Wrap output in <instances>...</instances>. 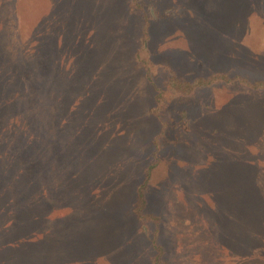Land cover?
Segmentation results:
<instances>
[{
  "label": "rangeland",
  "instance_id": "obj_1",
  "mask_svg": "<svg viewBox=\"0 0 264 264\" xmlns=\"http://www.w3.org/2000/svg\"><path fill=\"white\" fill-rule=\"evenodd\" d=\"M151 1L160 104L135 58L145 22L130 0H0V42L15 33L27 57L21 63L20 47L8 55L0 45V73L19 69L26 106L41 98L51 120L36 118L49 131L39 136L43 151L23 160L32 167L0 163V219L12 220L8 235L19 236L3 249L12 264H29L30 253L32 264H131L132 243L104 207L120 206L153 160L148 210L161 217L170 264H264V90L241 83L264 80V0ZM162 63L187 79L223 71L236 80L181 98L164 83ZM9 87L0 76V121ZM134 254L135 264L147 259Z\"/></svg>",
  "mask_w": 264,
  "mask_h": 264
},
{
  "label": "trees",
  "instance_id": "obj_2",
  "mask_svg": "<svg viewBox=\"0 0 264 264\" xmlns=\"http://www.w3.org/2000/svg\"><path fill=\"white\" fill-rule=\"evenodd\" d=\"M131 6L134 9H138L142 15V18L144 20V24L142 25V32H143V40H142V46L141 49H137L135 52V58L139 62V65L143 66L147 71V78L149 82L153 85V87L156 90L155 95V102L157 104H160L162 100L165 101V93L166 90L162 87H159L156 85L154 81L153 74L151 72L153 68V56L149 49V26L151 25V19L154 18V12L153 9L155 8L154 3H152L151 0H130ZM130 6V7H131ZM129 7V8H130ZM147 10V12H146ZM131 11V8H130ZM15 6L14 10H11V22L13 24L18 23L15 15ZM134 13V12H132ZM8 41L7 43L0 42V45H3L7 47V50H5V53L12 54L18 48L20 47V51L17 55L21 63H24L27 59L23 55V46L24 43L18 39L17 35L8 33ZM15 40L16 43H12ZM2 51L0 50V53ZM4 53V54H5ZM29 58L35 57V55L28 56ZM27 62V61H26ZM4 59L0 56V72H2ZM163 64V63H162ZM159 64L158 67L166 68L164 74L162 75L164 83L168 85V87L174 91L175 94H179L177 96H180L181 98L189 97V95L194 94L198 89L203 87L211 86L217 82H229V83H235V78H232L229 76L228 73L220 71L217 73H213L210 75H200L197 76L195 79H187V77H184L180 75L175 67L174 64L166 63V64ZM19 69L15 72L0 73V76H7V85L10 84V87L8 88V91L12 89V96L9 99V102H11L10 108L3 109L4 118L0 121H5V130L0 132V163L1 161L4 162V168H7L8 171H11V168L15 165H25L23 160L27 157H34L35 154H39L40 151H43L40 147V139L39 136L43 132V128L47 129L48 127H40L36 121V118L43 117V121L47 124L50 123L51 120L47 117V120L45 119V114L40 112V102L38 106L32 105L31 108H28L25 103L26 94H21L20 92L27 91L29 89L28 85H22V82L26 83L25 80L18 79L17 73ZM6 82V81H5ZM241 83L251 89L255 90H264V80L260 79L257 81H250L247 78H242ZM20 86V87H18ZM25 88V89H24ZM23 90V91H22ZM27 93V92H26ZM184 96V97H183ZM162 104L161 106H163ZM159 105H157L158 107ZM160 107H158V110H161ZM39 108V109H38ZM156 111L157 109L154 108ZM49 114V113H48ZM164 125L166 124V121H163ZM50 125V124H49ZM50 128V127H49ZM50 136V134H48ZM47 136V137H48ZM46 141H48L46 139ZM50 142V141H49ZM156 142V141H155ZM53 142H50L47 144V148L51 146ZM49 150V149H48ZM49 152V151H48ZM157 152V151H155ZM1 165V164H0ZM34 165H37V161L34 163ZM27 167H32V165H25ZM158 161L153 160L150 161L145 170L138 174V176L134 179H131V187L128 192H125L124 199H126L120 206L117 204L114 206L113 204H107L104 207V211L106 212L104 215L109 217H115L113 218L114 221H112L113 224H115L119 228V234L120 238L126 243L128 241L131 242V253H132V260L131 264H135L134 262L136 259V255L134 253H138L140 251H144L145 256L147 257L146 261L140 260V264H170L168 259L165 256V248L160 243L158 233L160 229L161 224V217L151 213L148 210V203H149V195L152 190V184L153 180L155 179V174L158 169ZM32 170V168H31ZM36 174V171L34 172ZM133 181V185H132ZM179 182L175 183L172 186V190L175 188H179ZM129 196L131 199H129ZM132 196V197H131ZM20 198H23L21 194L14 199L16 201L21 200ZM17 203H10L5 204L8 208V210H13V205H16ZM111 206V208H109ZM6 210V208H5ZM54 212V207L51 212H49V216H51ZM114 215V216H113ZM15 219V215L13 216ZM54 218H51L49 220H52ZM58 220V219H56ZM59 221V220H58ZM12 220L9 219H0V259L3 258V261L6 264H12L15 262L14 259H9L6 253L3 251L5 247H10L14 245V240H18L19 236L10 234L8 235L9 228L8 226L12 224ZM154 224V226H153ZM155 227V229H154ZM30 238L33 237L44 243L48 242V239L51 241V237L45 236L44 234L38 233H28ZM56 235L53 237L55 241ZM35 241V240H34ZM3 242V243H1ZM34 245H27L25 249H28L30 247H33ZM2 247V248H1ZM5 248V249H7ZM38 257H36L35 254L30 253L29 257V264H32L37 260ZM23 264V263H20ZM54 264V263H53ZM172 264V263H171Z\"/></svg>",
  "mask_w": 264,
  "mask_h": 264
}]
</instances>
